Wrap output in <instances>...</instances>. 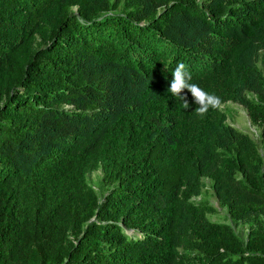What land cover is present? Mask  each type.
<instances>
[{
    "label": "trees",
    "instance_id": "obj_1",
    "mask_svg": "<svg viewBox=\"0 0 264 264\" xmlns=\"http://www.w3.org/2000/svg\"><path fill=\"white\" fill-rule=\"evenodd\" d=\"M0 264H264V0H0Z\"/></svg>",
    "mask_w": 264,
    "mask_h": 264
},
{
    "label": "rangeland",
    "instance_id": "obj_2",
    "mask_svg": "<svg viewBox=\"0 0 264 264\" xmlns=\"http://www.w3.org/2000/svg\"><path fill=\"white\" fill-rule=\"evenodd\" d=\"M219 108L225 116L226 123L250 134L261 152L262 147L258 138L259 128L249 123L245 108L242 105L231 101L220 104ZM202 180L203 185L200 194L192 197L191 200L196 203L209 206L211 210L207 213V217L210 220L228 224L242 240H245L247 226L245 224L235 222L229 217L226 209L218 204L217 199L213 195L210 187V180L206 177H204ZM87 181L89 186L96 192L98 198L100 199L107 188V186L103 185L101 182V171L96 169L90 172L87 175Z\"/></svg>",
    "mask_w": 264,
    "mask_h": 264
},
{
    "label": "clouds",
    "instance_id": "obj_3",
    "mask_svg": "<svg viewBox=\"0 0 264 264\" xmlns=\"http://www.w3.org/2000/svg\"><path fill=\"white\" fill-rule=\"evenodd\" d=\"M192 77L187 66L184 63H178L172 72V80L170 81L169 87L166 91L171 96L179 99L182 102L184 109L189 108V102L187 95L183 93L187 90L191 93L193 102L197 105L194 113L203 118L208 113L209 109H216L221 104L219 97L214 94H210L203 90L198 84L190 83Z\"/></svg>",
    "mask_w": 264,
    "mask_h": 264
}]
</instances>
